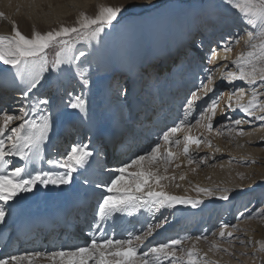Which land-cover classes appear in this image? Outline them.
I'll use <instances>...</instances> for the list:
<instances>
[{"label": "snow or ice", "instance_id": "obj_1", "mask_svg": "<svg viewBox=\"0 0 264 264\" xmlns=\"http://www.w3.org/2000/svg\"><path fill=\"white\" fill-rule=\"evenodd\" d=\"M230 2L242 14L245 23L257 30L248 33L249 40H255L257 35L264 37V0ZM125 10L124 5H101L95 15L81 12L72 25L61 24L45 32L34 30L28 36L13 24L11 34H0V62L9 66L8 71L22 86L19 114H10L6 109H0V202L4 205L0 207V224L5 222V207L9 206V202L16 203L33 194L40 185L44 188L71 185L74 174L86 171L90 166L93 151L86 143H75L65 155L46 160L54 171L36 167L45 160L43 147L53 128V115L48 111V99L30 98V94L41 84L46 73L71 71L73 65L80 80L88 84L80 65L92 53L85 49L94 42L98 44ZM238 40L239 36L230 38L224 43V50L230 51V44ZM50 52H54L52 59H49ZM211 52L209 63L217 59L216 50L211 49ZM231 63L238 72L229 71L225 67L220 73L221 80L232 86L225 107L229 111L243 113L247 120H233L227 112L221 110L220 116L225 123L214 129L213 122L217 118L223 94H213L204 103V98L214 93L211 69H204L208 83L201 81L196 90L186 97L181 118L162 130L148 150L133 156L115 169H106L108 180L93 182L84 179L85 184H94L95 188L101 190L93 219L89 223L88 242L82 246L61 247L50 252L9 255L0 258V264H38L40 259L47 260L48 264H219L218 261H209L206 253L201 255L196 246L201 239L208 240L206 234L195 239L186 235L158 243L151 242L150 238L167 222L163 209L171 210L177 205L196 208L203 203L201 196L218 195L219 199L225 201L230 198L226 188L195 185V198L176 194L169 189L173 186L180 188L181 185L175 181L186 178L184 173L177 177L175 171L182 164L207 163L208 157L198 156V151L202 144L211 147L212 141L204 133L192 134L194 127H202L209 134L214 131L216 135L242 136L245 134L241 127L243 124L253 125L256 121L264 123V114H257L258 111L264 113V40L259 45L250 43V50L241 53ZM236 81L244 82L250 89L247 100L245 89L235 87ZM67 107L86 113V100L83 95H70ZM197 110L198 115L194 117L193 124L190 117ZM216 150L219 151V148ZM17 162L20 166H15ZM141 213H147L153 222H148L139 230H125L121 238H116L117 216ZM156 214L160 215V219H155ZM257 217H264V208L250 211L247 215L248 219ZM242 218H245L244 213L236 217L238 220ZM228 227V224L222 225L219 237L231 243L234 238H239L234 237L233 231L226 232ZM231 227L234 230L238 228L237 225ZM189 241L190 247L187 244ZM239 242L245 243L244 240ZM213 250H221L215 241L210 242L209 251ZM259 251L264 252V244H261ZM261 264H264V260Z\"/></svg>", "mask_w": 264, "mask_h": 264}, {"label": "bare ground", "instance_id": "obj_2", "mask_svg": "<svg viewBox=\"0 0 264 264\" xmlns=\"http://www.w3.org/2000/svg\"><path fill=\"white\" fill-rule=\"evenodd\" d=\"M115 1L97 0V8L101 5L114 6ZM55 2L57 5H62L64 0H55ZM122 4H124L123 1ZM72 10L75 14L65 16L66 22L74 21L81 12L95 15L93 4H88L86 7L77 6ZM195 13L194 8L191 6L183 10L177 9V7H166L165 9H151L147 12L135 10L128 15L122 13L119 21L114 22V27L106 35H103L98 44L94 42L85 49L92 53L88 56L87 61L80 65L86 79L89 81L88 84H84L80 80L76 74L75 65H73L71 71L45 74V78L33 90L30 98L38 96V93L43 90V94H41L50 101L48 111L53 115V128L49 133V139L44 142L43 154L45 160L37 164L36 167L44 171H54L55 169L48 165L46 160L56 158V150L61 145L64 144L65 146L69 143L71 138L69 134L72 131H75L73 144L86 143L93 151V163L87 167L86 171L82 170L75 173L71 185L60 186L59 188L53 186L44 188L43 185H40L33 194L16 203L9 202V206L5 207V222L0 224V252L7 248L10 237L13 240L10 250L13 249L15 253L55 251L61 247L65 248L68 242H72L74 246H81L84 239L79 240L80 234L84 235L88 232V218L89 215L93 216L97 194L100 191V189L94 187V184H85L84 179L87 178L93 182L108 180L109 175L106 173V169H115L122 163L128 162L133 156L148 150L152 142L156 140L154 135H157L166 126L163 120L173 122L176 113L182 112L183 114L182 106L188 96V86L194 84L197 88L201 79L206 77L204 69L207 67L198 64L197 69H195L199 60L192 53L193 49L189 50L188 48L196 47L197 55H200L199 45L196 42L193 43L196 30ZM13 24L22 33L30 36L24 25L21 26L5 16H0V34H11ZM34 30L42 31V27L39 25ZM203 35L204 32L201 33V36ZM249 50L234 49L230 58L231 61L235 60L241 53H246ZM211 55L212 52L206 53V58ZM187 61L188 63L191 61V63L185 66L184 63ZM204 61L208 62V59ZM8 68L9 66L0 62V109H6L10 114L18 115L19 108L22 106V86L18 80L13 78ZM235 69L237 68L233 65L228 68L229 71L238 72ZM223 70L220 68V72ZM197 71L200 72V75L196 73ZM46 82L49 84V89L45 86ZM219 84H227L221 80L220 75L213 82V85ZM44 87H46V90H44ZM196 88L194 89L196 90ZM51 93L52 95L48 96ZM189 94L191 95V93ZM70 95L73 97L83 95L86 100V113L67 107ZM248 98L249 96L245 97V100ZM227 99L226 97L221 99L220 103H223L219 104L217 118L214 122L218 119L217 122L220 121L219 126L225 123L224 118H219L221 110L227 112L233 120L235 118L247 120L248 118L244 117L243 113L239 111L232 112L225 107ZM196 112L192 113L190 120L198 115ZM245 124L250 126L248 123ZM170 126H172L171 123L168 124V127ZM67 129L69 131L67 137L65 134L58 136L62 132L61 130ZM79 130L81 131L77 133L76 131ZM215 138L212 140V148H219L222 153H229L231 147L229 145L225 146L227 134L216 135ZM205 147V145H201L200 154H203L202 150ZM219 151L216 150L215 153L208 151L207 161L216 159ZM52 153L54 156H51ZM259 154L263 159L251 158L246 164L248 174L243 178L237 177L234 180L227 179L225 175V177H220L218 181H210L214 176L210 171L207 173L206 163L203 167H199L198 163H193L195 165L182 164L181 168L175 171L177 177L180 173H184L186 178L184 180L177 179L175 183H179L181 187H170V191L195 198L197 197V193L193 191L195 185L209 188L219 187L228 189L230 198L225 201L219 199L218 195L201 196L203 203L196 208L190 205H177L171 210L163 209L164 215L168 218L167 222L163 226V231V228L156 230L153 237L150 238L151 242L164 240L167 236L169 237L175 233L178 235L180 230L177 228L179 226L175 227L174 225L178 220L184 221L182 225L193 221L196 217V222L199 217H204L207 220L210 215L208 213L214 209V215L223 208L227 212L231 208L233 210L237 209L241 200H243L242 196L244 194L249 196L252 190L258 191L254 193L259 195L264 190V151ZM15 166H20V164L17 162ZM192 169H195V171ZM170 171H173V169H170ZM205 176H208V179ZM76 184L78 188L75 187ZM86 193L90 194L88 200L84 196ZM80 198H83V203L78 206L79 209H75ZM59 203H68L71 206L70 212L66 215L68 226L64 228V233L58 236L53 233L54 230L62 229L57 221L46 228L32 229L26 233L28 234L26 237H23L24 234L13 233L11 225L8 223V212L12 206L17 208L18 214L29 212L40 214L44 213L48 206H58ZM0 207H4L2 202H0ZM156 217L160 219L159 214H156ZM148 222H153V218L149 217L147 213L134 216L118 215L115 221V234L118 236L125 230H139L141 226H146ZM174 227L176 230H172ZM209 228V224H205L198 232H183V234L195 239V237L206 234L209 230L211 231ZM38 229H41V231H38ZM160 230L161 235H158L157 232ZM209 238L208 233L207 241L201 239L198 242L206 247ZM246 238L248 241H252V243H247L250 256L254 258L252 264L264 260V252L259 251L261 244H264V217L258 220L255 230L247 234ZM187 244L190 247L191 241ZM212 257L215 258L213 255ZM38 264H48V261L40 259Z\"/></svg>", "mask_w": 264, "mask_h": 264}, {"label": "rangeland", "instance_id": "obj_3", "mask_svg": "<svg viewBox=\"0 0 264 264\" xmlns=\"http://www.w3.org/2000/svg\"><path fill=\"white\" fill-rule=\"evenodd\" d=\"M122 1L124 4H122ZM151 1L153 2L149 3ZM115 2L116 3L114 4V6L125 5L126 10L123 13L126 15L132 13L135 10L147 12L150 11L151 9H156V8L165 9L166 7L167 8L177 7V9L180 10L185 9L188 6L194 8L196 12L194 19L196 21V25H195L196 30L193 37L194 40L193 43L196 42L199 45L200 57L197 55L198 51H196V47L195 48L188 47V48L189 50L193 49L192 53L196 55V59L199 60V63L197 61V65L194 64L196 65L195 69H197L198 64L207 67V69H211V72L213 74V82H215V78L218 75H220L221 73L220 68L225 69V67H227L228 69L232 67L230 63L231 62L230 58L233 55L234 49L248 50L250 49V43H255L259 45L262 42V40H264V37H261L259 35L256 36L255 40L252 41L249 40L248 33L257 30H254L250 25L245 23L244 19L242 18V14L237 9L232 7L230 0H119V1L116 0ZM88 4H93L96 14V12L98 11L97 0H64V3L62 5H57L55 0H7L4 2L0 0V13H3V16L9 18V20H13L15 23L20 24L21 26L24 25L31 35L32 32L34 31V28L38 27L39 25L40 27H42L41 32H45L53 28H58L61 24L64 25H72L70 23L74 24L76 19L72 22H66L64 17L69 14H75L72 8L77 6L86 7ZM7 13L9 14L7 15ZM60 16L62 17L60 18ZM60 19L62 20L60 21ZM202 32H204L203 36H201ZM236 36H239V40L234 41L230 44V48H231L230 51H225L223 48L224 43L229 41L230 38H235ZM200 38L201 40H199ZM211 49L216 50L217 59L212 63H209V61L205 62L204 60L208 59L206 58V53L207 54L210 53ZM53 56H54V52H50L49 59H52ZM190 63H188L187 61L184 63V65L187 66ZM235 71H238V69H235ZM196 73L200 75L199 71H197ZM201 81L206 83L207 82L206 77H203ZM45 86H47V89H49L48 82H46ZM235 87H243L245 89L246 98L250 95V89L246 86L244 82L237 81L235 83ZM44 88L43 89L46 90V87ZM194 88H196L194 84L188 86V91H189L187 94L188 96H190L189 93L195 90ZM231 90H232V86L228 84L214 85V93H209L208 97L204 98V103H207V101L212 97L213 94L219 95L222 93L223 97L228 98V95L230 94ZM42 91L43 90H41L38 93V96L36 95V97L40 99L41 98L45 99L44 96L42 95L43 94ZM51 95L52 93L48 96ZM222 103L223 102H221L220 105ZM179 114L176 113L173 122H168L167 120H163L166 123L164 129L168 127V124L171 123L173 125L174 122H177L181 118L182 112ZM196 114H198V111L196 112ZM257 114L259 115L261 113L257 112ZM219 118H221V116ZM217 121L218 119L215 122H213L214 129L217 128L220 124V121L219 122ZM191 122L194 124L195 123L194 119L191 120ZM221 122L223 123L222 120ZM241 127L244 130L245 133L244 135L236 136L234 134L233 135L227 134V141L225 142V146L229 145V147H231L229 153H222V150H220L217 153L218 157L216 159L209 160L205 164L208 167L207 173L210 171V173L213 174L214 176L210 181L213 180L218 181L220 177L222 176L225 177V175L227 179L230 180H234L237 177H245V175L248 174V171L246 170V164L249 162V160L254 157H256L257 160L263 159L259 153L264 151V123L256 121L254 122L253 125L248 126L246 124L245 125L243 124ZM61 131L62 132H60L58 136L64 134L66 137L68 136L67 135L69 134L68 129ZM80 131L81 130L76 132L79 133ZM72 132L69 134L71 135L69 143L65 146L64 144L61 145L59 149L56 150L57 152L55 155L56 158L65 155L66 152L70 149V146L73 144L75 138V131ZM160 132H158L157 135ZM201 133L208 135L211 141L216 139L215 138L216 134L214 131L213 133L209 134L202 127H194L192 130V134L194 135H198ZM157 135L155 134L154 137H157ZM253 139H255L254 141H258V142H254ZM153 143L154 142H152V144ZM202 151L203 154L202 153L200 154L198 151V156H207L208 151H210L211 153H215L216 148L215 147L212 148V146L211 147L206 146ZM229 154L232 155L230 156ZM51 156H54V154L52 153ZM203 165L204 164H198L199 167H203ZM205 178L208 179V176H205ZM75 186H77V184ZM100 191L99 194H97V197H99ZM254 192H258V191L252 190L249 196H246L247 194H244L242 196L243 200H241L237 209L233 210V208H231L227 212L225 208H223V210H221L216 215H214L215 212L214 209L212 212L208 213L210 215L207 220H205L204 217L203 218L199 217L198 221L196 222L197 220L196 217L193 221L189 223H185L184 225H182L184 221H179V220L176 221L174 225L175 227L179 226L177 229L180 230L178 235L177 233L172 234L169 237L167 236L166 238H164V240H159L155 243L161 241L164 242L166 239L169 238H178L185 236L186 234H183V232L186 233L198 232L202 226H204L205 224H209L210 226L209 229H211V231L210 230L208 231L210 238L206 247L202 246V244L199 242H197L196 245L200 250L201 255H204L206 253L207 254L206 258L209 261L212 260L216 261L219 259L218 260L219 264H252L254 258L250 256L251 254L248 248L249 247L247 244L248 239L246 238V236L247 234H250L252 230L253 231L255 230V227L258 224V220L261 217L248 219L247 215L250 211H255L258 208H264V190L260 192L259 195L258 194L255 195ZM241 213L245 214V218L239 220L236 219V217L239 216ZM92 219L93 216L89 215L88 218L89 223L92 221ZM156 219H158V217H156ZM223 224L229 225V227L225 230L226 232L233 231L234 237H238L239 239L234 238L231 241V243L227 239H221L219 237V231ZM232 225H237L238 228L234 230L231 227ZM175 227L172 230H176ZM163 230L164 228L162 229V231ZM123 233L124 232L116 236V238H121ZM160 233L161 230L157 232L158 235H161ZM208 233H206L207 237H208ZM213 233H215V235H213ZM80 236L81 237L79 238V240L84 239V241L81 242V246L84 245L86 242H88L90 239L87 233L84 235L80 234ZM240 240H244L245 243L241 244L239 242ZM212 241H215L217 244L221 246L220 251H215V250L209 251L210 242ZM12 243L13 242H11L5 250L1 251L2 253L0 252V258L9 255H21L26 252H29V251L20 252V253L13 252V249L10 250L11 249L10 245ZM73 246L74 245L70 243L68 245L66 244L65 248H70ZM223 249H227L228 251L225 252L223 251ZM210 253L215 258H213L212 255L210 256L209 255ZM248 259H250V261L247 262ZM260 262L261 261L255 262L253 264H261Z\"/></svg>", "mask_w": 264, "mask_h": 264}]
</instances>
